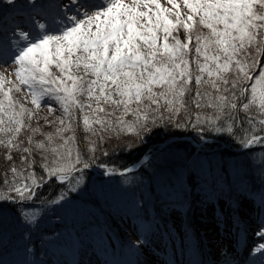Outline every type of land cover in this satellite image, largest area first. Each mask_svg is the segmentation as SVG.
I'll return each mask as SVG.
<instances>
[{
  "label": "snow or ice",
  "instance_id": "1",
  "mask_svg": "<svg viewBox=\"0 0 264 264\" xmlns=\"http://www.w3.org/2000/svg\"><path fill=\"white\" fill-rule=\"evenodd\" d=\"M70 3L63 24L33 21L44 31L19 32L27 43L14 56L18 83L0 75V148L25 154V165L31 160L26 154L40 150L45 175L64 181L78 170L76 165L90 166L75 146L77 124L97 137L105 132H138L149 122L165 117L171 122L183 112L186 120L195 119L196 126L208 124L215 131L234 133L243 112L240 123L248 127L241 128V143L264 144V136L257 132V126L264 132V65L260 64L264 0H182L183 13L180 0H166L171 7L161 0ZM180 30L184 40L177 34ZM193 83L195 94L188 101L185 97L192 94ZM21 86L29 89L34 107L12 95L20 93ZM42 101L50 112L55 111L53 103L61 110L56 121L45 117L46 123L57 124L54 133L45 134L47 144L33 140L40 129L31 124ZM209 108L212 114H204ZM129 114L132 121L125 120ZM23 132L30 133L27 147L19 139ZM66 132L72 135L65 137ZM57 138L62 143L54 144ZM89 151H95L91 139ZM6 159L11 161L10 152ZM10 172L11 179L5 175L3 183L16 196L0 190V200H31L44 178L35 172L25 174L15 165ZM37 215L32 212L24 218L38 226ZM256 235L264 241V223ZM255 251L264 254V243H258Z\"/></svg>",
  "mask_w": 264,
  "mask_h": 264
},
{
  "label": "rangeland",
  "instance_id": "2",
  "mask_svg": "<svg viewBox=\"0 0 264 264\" xmlns=\"http://www.w3.org/2000/svg\"><path fill=\"white\" fill-rule=\"evenodd\" d=\"M80 2L83 3L84 0H80ZM161 2L165 6L171 7L166 3V0H161ZM180 2L183 13L186 9L182 6V0ZM14 3L15 6L14 4L6 5L4 0H0V75L5 80L18 83L14 72L16 68L14 56L18 54L19 48L27 43L19 37V32L21 30H26L32 34H35L36 31L43 32V29H37L33 26V21L37 25L44 23L46 26L52 25L54 27L63 24V14L67 13L68 7L72 5L70 0H14ZM65 3L68 4V7L64 6ZM18 25L20 27H17ZM177 34L181 40H184L185 33L183 30H180ZM260 64L264 65V57L260 58ZM53 71H55L54 68ZM192 87V94L185 97L188 101H191L192 95L195 94L194 83ZM12 95L21 103H25L26 107H34L30 103L31 96L26 86H21V92H14ZM26 95L27 101L25 100ZM47 99L45 98V101ZM45 101L41 102V106L31 124L32 127H39L40 129L34 135L33 140L36 142L44 141L47 144L45 134L54 133L57 124L46 123L45 117L49 121H56L61 116V110L58 104L53 103L52 108L55 111L50 112ZM209 109H205L204 114L211 115L212 111H209ZM195 111L196 109L193 107V112ZM125 120L132 121L133 116L129 114L125 117ZM200 125L201 127L202 125L208 126V124ZM195 127H198L195 119L186 120L184 113L181 112L171 122L166 117L157 119L154 123L149 122L145 129L138 132H121L119 134L105 132L97 137L85 132L84 137L80 139L79 136L84 130L78 132L79 129H83V126L77 124L75 128V146L78 148L81 158L85 161H97L96 165L99 166L87 168H101L102 171L97 170L98 176L91 175L89 174L90 171L87 172V169L83 167V164H78L76 165L78 170L71 172L69 179L61 181L58 177H53L60 182H65L63 186L65 189L74 191L72 200H58L55 202L56 207L51 205L49 209L46 207L42 209L32 208L30 207V200L20 201L21 203L27 202L24 203L25 207L19 206L17 212L8 211L7 214L13 212L14 227L17 224H28L29 229L23 233L15 231V233L7 236H0V250L9 241L14 242L17 249H15L16 257L11 259L12 264H165L163 253H165L168 244L158 242V230L154 234L155 238L150 240L152 234L145 229H141L140 225L144 224L142 220H128L121 216L122 224L117 216L119 223L116 227V234L118 237L117 239L112 238L111 242L108 240L102 242L101 235H103V232L98 230L96 225H92V230L89 228L90 233L85 234L86 229L83 226L87 228L88 221L93 220L92 204L97 207L101 205L102 207L104 205L109 206L113 202L112 205L117 207L123 199L122 194L127 193L130 204L118 207L121 208V213L129 208L130 210L145 211V202L151 206V219L167 220L163 224L170 229L172 235L170 238L174 237L175 243L179 244L178 249L174 248L169 253L171 264H179L177 262L190 264H234V262L235 264H264V254L255 251L258 243H264L256 235L259 225L264 223V215H259V210L249 214L252 219L256 218L255 214H258L257 225L249 230V233L245 232L243 235H239L238 232L241 231L238 230L237 232L238 224H234V217L229 216L228 220V216H225L226 221L223 225L221 223L223 218L217 220L211 217L210 208L217 201H228V194L232 189L247 184L242 183L240 179L241 174H244L243 168H241L242 165L254 167L255 170L264 173V144H253L250 147H245L238 140L222 142V146L208 148L210 151L206 155L209 154L212 158L211 161L203 155H196V152L191 153L192 148L188 149L184 145L170 146L171 144H182L183 142H188L190 145L198 143V146H203L206 142L213 140L208 139L206 142H202L204 139H202L201 132L195 135L192 134V137H188L190 140H186L188 138L185 136H189L188 133ZM165 132L176 134L171 137L173 141L162 143L164 148L159 152H155L158 148L156 146L148 150L141 159L142 161L140 160L141 162L136 161L127 168L126 174H124V170H115L113 166L99 164L98 158L104 153L114 150L128 151L127 153L133 150L134 153H137L136 149L141 147L147 139L162 137ZM183 134L185 135L182 136ZM28 135L30 133L23 132L19 137L20 140L24 141L25 147L29 146L26 140ZM64 135L67 137L72 133L66 132ZM89 139L94 141V152L89 151ZM60 143L62 141L59 138L54 141V144ZM224 148H228L231 153L235 152L237 154L223 159L220 157L222 156L220 151ZM32 151L33 153H31ZM32 151L26 155L34 160L38 158V162L42 166L45 160L41 155V151L35 148ZM9 152L12 157L11 161L6 159V153ZM22 155L25 154L14 149L0 148V156H3L6 164L15 165L14 160H18L23 163L27 173L35 172L37 170L35 164L29 162L28 165H25ZM195 155L196 157L192 160ZM238 157H241V159ZM186 158L191 159L184 163L183 161ZM48 162L51 166V156L48 157ZM148 162L151 163L150 166L146 165ZM222 162L227 164L232 181H218L220 196L209 197L198 206L195 204L196 210H201V212L193 211L189 222L187 214L189 200L193 204L195 203L191 196V192H195V190L193 183L190 182L192 179L190 171L195 170L206 180H209L212 177L211 165H213L215 167L214 173H222L223 178H225L227 175L221 172L220 167ZM182 164L187 165L181 166ZM89 165L92 166L91 163ZM142 165L148 166V168L138 171ZM41 170L46 172L44 169ZM44 175L42 174L37 178H48ZM6 186L7 184L3 183V188ZM0 190H3L4 194V189L0 188ZM56 194H59V192ZM15 196L16 193L13 194V197ZM54 199L56 198L51 200ZM138 201L140 204H138ZM244 202L247 206L249 204V210H253V202L248 203L246 200ZM245 206L244 210L246 211ZM32 212L38 213V230L43 229L40 225L53 226L55 229L59 224L62 226L61 230L56 235H50V239L45 243L37 240L38 236L34 234H29L28 237L29 230L37 231L24 218V215L30 216ZM240 215L244 218V212ZM213 216L215 215L213 214ZM242 220L244 221V219ZM243 242H246V244L243 245ZM238 246L242 247L238 248ZM0 255L4 257L2 253Z\"/></svg>",
  "mask_w": 264,
  "mask_h": 264
},
{
  "label": "trees",
  "instance_id": "3",
  "mask_svg": "<svg viewBox=\"0 0 264 264\" xmlns=\"http://www.w3.org/2000/svg\"><path fill=\"white\" fill-rule=\"evenodd\" d=\"M25 5V4H24ZM15 6V3H14ZM64 6L68 7V4L65 3ZM64 8V7H63ZM209 111H212L211 109H209ZM240 116V121H242L244 119V113L240 112L238 114ZM249 115L251 116H257L258 114L256 112H251L249 113ZM240 121H237V123L234 126V133H228L227 131H215L211 126H205V125H199L198 127H195L193 129H191V131L188 133V135H192V134H197L199 132L202 133V137L205 138H210L213 139V141L211 143H205L203 146L197 147L194 145H190L188 142H183L182 144H171L170 146H175V145H184L186 146L188 149L192 148L191 153L194 154V152H196V155H203L206 158H208L210 161L212 160V158L208 155H206V153H208V151H210L208 148H214L215 146H222V142L226 143L229 141H233V140H238L241 142V136H242V132H241V128L242 127H248L247 124H241ZM98 127V126H95ZM84 129H79V131H82ZM257 132L259 135L264 136V132H259V128L257 126ZM227 133V134H225ZM85 131L82 132L79 136L80 139H82L84 137ZM176 134H171V133H167L165 132L164 134H162V137H157L156 139H147V141L141 146L138 147L136 149L137 153H134L133 150L130 153H127L128 151H124L123 150H114V151H110L108 153H104L102 154L98 160H99V164H104V165H108V166H113L115 168H127L129 165H131L132 163L136 162L138 159L142 158L148 150H151L154 146L159 147L161 143L169 140L172 136H174ZM185 134H183L182 136H184ZM228 136V137H227ZM211 144V145H209ZM203 147V148H202ZM144 148V150H143ZM37 150V149H36ZM221 158H227L230 155H236L237 153L233 152L231 153L229 151L228 148H224L221 151ZM33 153V151L31 152ZM40 154V153H39ZM33 157L34 154H32ZM196 155L192 158V160L196 157ZM239 159H241V157H238ZM191 158H186L183 162L187 163ZM88 163H91L92 165H96L95 160H86ZM14 164L21 170H23L25 172V174H27L26 169L23 165V163L21 161L18 160H14ZM93 162V163H92ZM192 162V161H191ZM30 163H34L37 170H35L36 176L39 177L42 174L44 175L45 172L41 169L42 166L40 165V163L38 162V158L31 159ZM38 164V165H36ZM146 165L150 166L151 163H147ZM183 165H187V164H182ZM13 165L6 164V162L4 161L3 156H0V188L4 189V195L8 196L11 195L13 196L14 193H9L7 191L8 185L6 187L3 188V180L5 175H7L9 177V180L11 179V172H10V168ZM148 166H141L140 169L138 171L144 170L146 168H148ZM221 172H224V174H226L227 176L225 178H223V174L219 173V174H215L214 170L215 167L213 165H211V171H212V177L209 180H206L202 175L198 174L195 170H191L190 172V177L192 178L190 180V182L193 183L194 185V190L197 191V194H195V192H191V196L193 197V200L195 201L194 206L195 208L197 204V206L201 203H203L206 199H208L209 197L215 196L218 197L220 196L219 194V187L220 185L218 184V181L223 182L225 181H232L231 177L229 174H231V172L229 171V168L227 167V164L222 162L221 165ZM241 168H243L244 174L240 176V179L242 181V183H247L244 186L241 187H236V189H232V191L230 192V194H228L229 197V201H231L232 205H236V204H240L241 203V199H245V200H250V195L252 193L258 195H260V192L264 191V173L260 170H255L254 167L251 166H247V165H242ZM237 169V168H236ZM33 172V171H32ZM87 172H89L87 170ZM30 173V172H29ZM90 174V173H89ZM3 175V176H2ZM46 176V175H44ZM43 180V183L40 185V187L36 188L35 190V195L34 198H32L29 203L31 204L30 207H35L45 203V206H47V204L49 203V201H51L52 198H58V197H64V198H69L72 197L74 195V191L72 189H65L63 186L65 185V182H60L57 178H46ZM59 194H56L58 193ZM184 194H186L185 191H183ZM262 195H264V193H261ZM260 200V198H259ZM226 200L223 202H221L218 205H225ZM27 202H20V200L18 199H5V200H0V236H4V235H8L9 233L14 232L16 228H19L21 230V232H25L26 230H28V227H25V225H23L24 227H22L20 224H17L14 228V224H13V212H9L7 214L8 211H16L18 207H25V204ZM113 202H111L112 205ZM127 204H130V199L129 201L126 202ZM193 203L189 200L188 206L191 207ZM90 205V204H88ZM116 205V204H115ZM264 206V204L262 205ZM93 208V211L95 209H97L96 205L91 206ZM113 209H115L114 205H112ZM28 208V207H27ZM103 209H108L113 211L112 209L109 208V206L104 205L102 206ZM194 208V209H195ZM193 209V208H191ZM195 211H199L201 212V210H196ZM204 213V211H203ZM130 214V213H129ZM190 214H191V210L189 211V218H190ZM128 213L124 214V217L127 216ZM138 215V214H137ZM136 215V216H137ZM102 218V215H99ZM120 218L119 215L114 214V217L116 219H118V217ZM136 216H132L131 218H134ZM122 221V219H120ZM156 221H162L163 223H166L167 220L165 219H157ZM123 224V223H122ZM52 228H49L48 231H51ZM48 231L46 232V228H43V232L42 230H39L38 232L33 231L32 234L38 236L37 239L41 240L42 242H45L47 240H49V236H48ZM2 254L5 255V257L8 260L13 259L14 257H16V251H15V247L13 246V244L11 242H9V244H6L4 246V248L1 250ZM0 264H7L6 261L4 260V258L1 256L0 257Z\"/></svg>",
  "mask_w": 264,
  "mask_h": 264
},
{
  "label": "bare ground",
  "instance_id": "4",
  "mask_svg": "<svg viewBox=\"0 0 264 264\" xmlns=\"http://www.w3.org/2000/svg\"><path fill=\"white\" fill-rule=\"evenodd\" d=\"M216 204H220L221 202L220 201H217V202H215ZM248 208L246 207V210H247ZM1 252V251H0ZM240 252V251H239ZM238 252V253H239ZM0 257H1V255H0ZM234 264H235V262H234Z\"/></svg>",
  "mask_w": 264,
  "mask_h": 264
}]
</instances>
